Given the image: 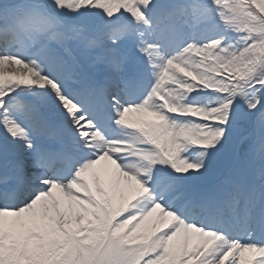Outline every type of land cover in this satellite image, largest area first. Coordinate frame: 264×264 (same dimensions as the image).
<instances>
[{"label":"snow or ice","instance_id":"snow-or-ice-1","mask_svg":"<svg viewBox=\"0 0 264 264\" xmlns=\"http://www.w3.org/2000/svg\"><path fill=\"white\" fill-rule=\"evenodd\" d=\"M0 264H264V0H0Z\"/></svg>","mask_w":264,"mask_h":264},{"label":"bare ground","instance_id":"bare-ground-1","mask_svg":"<svg viewBox=\"0 0 264 264\" xmlns=\"http://www.w3.org/2000/svg\"><path fill=\"white\" fill-rule=\"evenodd\" d=\"M6 71H12V69H8L7 67H6ZM130 115H134V114H130ZM106 165H107V162H101V164L100 165H98L97 167H98V169H100L101 171L106 167Z\"/></svg>","mask_w":264,"mask_h":264}]
</instances>
